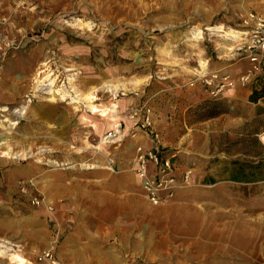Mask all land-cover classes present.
Wrapping results in <instances>:
<instances>
[{"label": "rangeland", "instance_id": "374dc122", "mask_svg": "<svg viewBox=\"0 0 264 264\" xmlns=\"http://www.w3.org/2000/svg\"><path fill=\"white\" fill-rule=\"evenodd\" d=\"M257 17L264 19V0H0V157L8 160L0 165V196L5 206L8 198L14 203L17 222L29 226L33 210L42 221L44 211L55 209L53 197L41 194L49 181L88 182L90 172L100 170L132 172L135 135L124 133V126L146 136L128 116L144 105L154 126L164 127H156L161 152L175 154L180 187L158 204L141 188L149 210L136 217L128 210L96 218L85 212L83 220L101 222L92 230L103 249L118 256L117 264H264V181L230 182L223 172L225 161L264 160V99L248 100L252 80L264 76V57L254 70L239 49ZM235 31L242 34L233 42ZM213 69L234 81L217 95L202 81ZM24 71L29 78L19 87L25 91L9 99L12 77ZM102 76L97 88L86 81ZM108 85L116 86L113 93ZM89 91L96 108L117 103L121 128L110 143L100 140L114 121L87 105ZM42 102L76 112L69 126L84 131L85 144L72 131L68 146L46 141L30 112ZM214 102L221 112L208 117ZM23 105L21 114L16 110ZM94 122L104 127L99 137ZM10 168L13 185L4 176ZM32 197L42 201L36 205ZM115 219L120 225L110 223ZM47 222L55 228L56 220ZM8 244L25 255L20 236ZM38 253L24 264H38ZM0 264L17 263L0 253Z\"/></svg>", "mask_w": 264, "mask_h": 264}, {"label": "crops", "instance_id": "0c3cea01", "mask_svg": "<svg viewBox=\"0 0 264 264\" xmlns=\"http://www.w3.org/2000/svg\"><path fill=\"white\" fill-rule=\"evenodd\" d=\"M215 70L218 69H213V71ZM218 71L222 72V70ZM28 72H20L18 76L14 75L12 77L13 81H10L12 85H8V91L11 93L8 96L9 99L16 97V90L19 93L25 91V88L19 87V84H24H21V81L23 80L24 82L26 78H29ZM6 77L7 75L4 76V79ZM103 77L94 80L87 79L86 81L91 83L90 86L97 88L101 86V82L104 80ZM120 103L123 104L122 101ZM118 105L120 106L119 103ZM69 110V108L58 102H42L31 108L30 112L32 117L39 118L42 123V135L49 143L54 145L55 142L61 139L63 142L60 145L68 146L70 144L69 140H71L69 134L72 131L74 140L79 139V145H82V142L85 144L86 136L82 135L84 131L79 126L73 129L69 126L71 121L73 122L76 115H78L76 112ZM91 125L93 127L92 133L97 137L105 132L104 127L97 122ZM156 127L161 131L164 130L163 126ZM124 133H134L135 136L130 140H133L136 145L139 142H145L146 136L144 137L142 132L133 127V125L124 126ZM145 144L148 146L150 143L147 141ZM125 162L118 160L121 165H125ZM7 163L6 157H0V165ZM98 167L103 168L104 166L99 164ZM176 173L178 174L177 170ZM90 174L93 176H86L88 182H82L80 178H77L79 180H68L65 183L49 181L42 188L44 190H41V194L53 197L57 202L56 206H54L55 209L44 211L45 219L42 221L36 218L37 211L33 210L32 215L27 220L29 226L24 225L23 227L17 222L14 203L8 198L6 200L7 209H5L4 197L0 196V241L2 238H8L7 242H13L17 236H20V239H22L21 247L23 246L24 248L25 257L19 254L27 260V263L31 262L28 258L32 254L54 245L56 246V256L61 264H117L118 256H115L111 249H103L104 240L94 236L92 228H98V224L101 222L95 219L83 220L82 217L87 211L96 218L101 212L107 215V213H112L113 210L132 211L136 217L138 213H142L144 208H146L143 200L144 196L140 192L141 185L132 172L123 171L112 176L110 172L100 170L90 172ZM4 176H7L10 185L14 184L16 174L13 168L7 169ZM62 196L64 200L60 203L58 199ZM82 198L84 200H80ZM47 217L56 220L57 227L50 226L47 222ZM110 223L118 226L121 222L115 219L112 222L110 221ZM99 225L102 227L101 224ZM57 231L61 237L56 244Z\"/></svg>", "mask_w": 264, "mask_h": 264}, {"label": "built area", "instance_id": "2783aa9c", "mask_svg": "<svg viewBox=\"0 0 264 264\" xmlns=\"http://www.w3.org/2000/svg\"><path fill=\"white\" fill-rule=\"evenodd\" d=\"M249 61L253 64L254 70H259V64L264 57V19L257 17L254 20L252 28L248 32L246 41L239 47ZM241 79H247L242 77ZM208 86H211L210 94L217 95L223 91L224 87H231L233 79L228 74H219L214 71L205 76L202 80ZM217 82L218 84H214ZM21 108V107H20ZM129 118L133 120L134 125L139 123L140 129L147 137L150 143L148 146L138 144L135 147L133 156L130 160V170L134 173L140 182L141 188L152 204H158L166 198L171 197L180 187V180L176 173L174 157L175 154L167 156L162 155L159 142V134L154 126L151 110L142 105L130 110ZM121 125L113 126L101 138L102 144L110 143L120 133ZM107 167L112 169V159H108ZM184 174L183 182L188 180V174ZM42 200L37 197H32V202L38 205ZM38 264H61L56 256L55 246L51 245L48 248L40 251L36 257Z\"/></svg>", "mask_w": 264, "mask_h": 264}, {"label": "trees", "instance_id": "16d2710c", "mask_svg": "<svg viewBox=\"0 0 264 264\" xmlns=\"http://www.w3.org/2000/svg\"><path fill=\"white\" fill-rule=\"evenodd\" d=\"M259 99H264V76H257L252 80L249 102L255 103ZM214 108L208 112V117H215L221 111L215 108L220 102L211 103ZM225 180L237 183H256L264 181V160L258 162H240L239 160H230L224 162ZM213 181V179H209ZM208 180V181H209Z\"/></svg>", "mask_w": 264, "mask_h": 264}, {"label": "bare ground", "instance_id": "6f19581e", "mask_svg": "<svg viewBox=\"0 0 264 264\" xmlns=\"http://www.w3.org/2000/svg\"><path fill=\"white\" fill-rule=\"evenodd\" d=\"M200 32L201 31L198 30L195 33L198 35ZM240 34H242V32L235 31V33L233 35H230V37L232 38L233 42H236V41H238V40L241 39L240 38ZM231 49H233V48H231ZM38 83L41 85L42 81H39ZM108 86L110 88V91L113 93L115 91V89H116V86H114V85H108ZM83 98L86 100V103H87L88 106H90L95 111L96 110L97 111L99 110L101 115L106 116V118L108 120L114 121L113 122L114 126H118V123H117V120H116L117 117H118V114L116 112L117 111L116 110L117 109V103L116 102H111V103L106 104V105L105 104H102L101 105L102 106L101 108H96V105H92V102H93V100H92L93 99V94L90 91L87 92L84 95ZM25 109H26V106L23 105L21 108L17 109L16 111H19L21 114H23L26 111ZM98 148H99V146H97V149ZM0 247L4 248V249H1L0 250V253L6 255L8 258H10L11 260L15 261L17 264H24L27 261L18 252H16L15 250H13L12 247L8 244V242L7 241H4V239H3V242L0 241ZM81 254H82V252H81Z\"/></svg>", "mask_w": 264, "mask_h": 264}]
</instances>
